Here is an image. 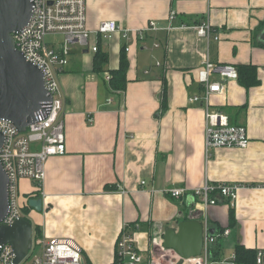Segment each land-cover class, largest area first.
Wrapping results in <instances>:
<instances>
[{"label":"crops","instance_id":"0c3cea01","mask_svg":"<svg viewBox=\"0 0 264 264\" xmlns=\"http://www.w3.org/2000/svg\"><path fill=\"white\" fill-rule=\"evenodd\" d=\"M86 8L93 31L107 20L165 26L172 9L177 15L171 30L149 31L143 41L101 39L109 58L104 72L95 70L92 50L73 47L60 76L67 151L48 159L41 188L19 181L34 235L73 238L85 264H114L123 227L136 224L129 230L148 264L153 235L196 217L214 232L230 229L218 243V259H230L238 244L264 251V0H87ZM204 22L213 28L210 37L198 32ZM124 45H130L128 81L114 90L106 73L119 67ZM207 60L257 67L250 87L228 79L211 97L213 108L247 128L249 146L214 148L208 158L204 108L189 101L203 91L198 75ZM206 181L242 188L232 203L220 199L195 212L193 191ZM172 187L188 191L175 198L167 192ZM39 193L40 211L29 205Z\"/></svg>","mask_w":264,"mask_h":264},{"label":"built area","instance_id":"2783aa9c","mask_svg":"<svg viewBox=\"0 0 264 264\" xmlns=\"http://www.w3.org/2000/svg\"><path fill=\"white\" fill-rule=\"evenodd\" d=\"M32 16L28 24L13 34L17 49L27 60L42 71L45 87L50 100L43 103L36 112L34 120L24 132H20L9 120H0V133L4 135V144L0 149V160L9 176V211L3 224H13L25 217L20 203L19 181L23 178L33 180L41 188L45 179V165L50 157L66 153L65 133V99L61 88L60 76L69 64L73 47H86L96 53L101 39L109 40L119 34L126 42L143 41L149 31L171 30V22L177 11L169 13V23L160 25L150 20L140 28L124 27L115 20L101 22L97 30L87 26V0H31ZM202 36L210 37L213 28L208 22L198 26ZM95 41L92 42V36ZM61 36V42L48 39ZM215 39H219L215 37ZM99 40V41H98ZM159 46L158 43L155 44ZM125 51L130 45H124ZM159 64V63H158ZM236 66L227 63L216 64L207 60L200 69L198 80L203 91L189 98L191 103H201L205 112V151L207 158L214 148H240L249 146L250 136L243 125L230 122L229 116L213 108L211 97L224 91V81L238 79ZM110 74L106 73L108 81ZM91 122V119H89ZM145 181L142 182L144 184ZM242 185L239 183H221L212 185L208 181L193 191L194 208L206 211L224 198L232 203L238 196ZM187 188L172 187L167 192L175 198L182 197ZM195 197H198L195 200ZM43 198V196H42ZM223 199V200H224ZM125 225L117 240L115 264H143L145 256L135 245L133 235ZM165 232V231H164ZM164 232L151 238L152 250L149 252L148 264H237L236 254L230 259H218L215 247L219 241L230 234L225 228L210 234L207 219L204 220V243L199 255L182 258L175 250L164 245ZM15 252L10 244L0 246V264H16ZM257 264H264V251L258 250ZM18 264H85L83 249L73 238L43 239L33 234V242L28 255Z\"/></svg>","mask_w":264,"mask_h":264},{"label":"water","instance_id":"95a60500","mask_svg":"<svg viewBox=\"0 0 264 264\" xmlns=\"http://www.w3.org/2000/svg\"><path fill=\"white\" fill-rule=\"evenodd\" d=\"M32 16L31 0H0V120L11 121L24 132L34 120L45 101L50 100L42 71L17 49L13 34L24 28ZM4 135L0 133V149ZM9 176L0 160V246L10 244L15 252L14 262H21L31 249L33 224L25 217L13 224H3L9 211ZM40 211L43 198L29 200ZM214 231L210 230V234ZM164 245L182 258L199 255L204 243V223L188 219L177 230L167 228Z\"/></svg>","mask_w":264,"mask_h":264},{"label":"trees","instance_id":"16d2710c","mask_svg":"<svg viewBox=\"0 0 264 264\" xmlns=\"http://www.w3.org/2000/svg\"><path fill=\"white\" fill-rule=\"evenodd\" d=\"M99 44H101L99 42ZM127 52L124 48H122V54L120 58V64L117 69L111 70L108 72L110 74V78L108 82L110 83L111 87L114 90H124L127 85V70H128V59H127ZM108 54L101 48L99 45L98 51L95 53L94 57V68L99 72H104L106 64L108 62ZM238 80L242 82L247 87H250L257 78V67L253 65H241L238 67ZM167 109V105L163 106V112ZM39 197L42 195L39 193ZM222 199V198H221ZM224 199V198H223ZM222 199V200H223ZM234 211L231 208V220H234ZM136 224H131L130 227H135ZM39 236V235H38ZM219 244L215 247V256L219 257ZM257 253L258 250L252 248H246L245 246L238 244L235 247V254H236V263L237 264H257ZM115 264V263H114Z\"/></svg>","mask_w":264,"mask_h":264},{"label":"rangeland","instance_id":"374dc122","mask_svg":"<svg viewBox=\"0 0 264 264\" xmlns=\"http://www.w3.org/2000/svg\"><path fill=\"white\" fill-rule=\"evenodd\" d=\"M48 39H54L56 42H61V40H62V37L61 36H51V37H49ZM91 41H92V38H91ZM79 48V46L78 45H76L75 46V49H78Z\"/></svg>","mask_w":264,"mask_h":264}]
</instances>
